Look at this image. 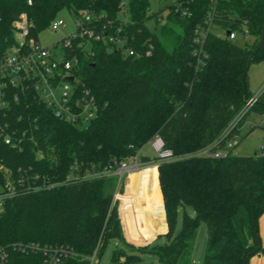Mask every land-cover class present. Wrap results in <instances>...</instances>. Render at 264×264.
Wrapping results in <instances>:
<instances>
[{"label":"trees","instance_id":"trees-1","mask_svg":"<svg viewBox=\"0 0 264 264\" xmlns=\"http://www.w3.org/2000/svg\"><path fill=\"white\" fill-rule=\"evenodd\" d=\"M187 2L192 17L179 19L170 6L165 16L180 27L178 33L166 24L159 26L161 13H150L149 0H0V56L15 44V24L23 17L27 38L36 40L63 10L76 16L89 12L97 30L105 25L109 35L125 40L135 52L126 56L98 43H92L89 58L74 51L80 85L96 107L95 118L85 128L54 118L30 97L19 105L26 120L23 128L35 129L36 142L24 143L22 154L0 142V161L9 167L32 165L59 185L5 202L1 245L66 248L74 256L63 264H89L86 258L94 251L100 256L115 242L109 264H137L146 255L156 257L158 264H193L196 233L203 223L202 264H248L250 257L264 253L257 227L264 213V157L234 156L239 139L226 158L161 161L157 172L146 168L129 176L121 207L126 239L145 245L167 231L147 246H132L123 237L118 203L110 191L113 176L68 179L103 171L113 158L137 155L155 136L175 156L214 142L217 149L224 148V141L219 142L222 132L250 98L247 66L264 61V0L219 3L215 30H225L226 36L244 33L251 42L239 47L212 32L199 59L193 55V32L210 0ZM149 21H154L153 29ZM254 106L264 114V93ZM34 151L42 158L37 160ZM140 161L152 160L141 156ZM39 263L38 257L13 254L8 264Z\"/></svg>","mask_w":264,"mask_h":264},{"label":"built area","instance_id":"built-area-1","mask_svg":"<svg viewBox=\"0 0 264 264\" xmlns=\"http://www.w3.org/2000/svg\"><path fill=\"white\" fill-rule=\"evenodd\" d=\"M187 1L189 0H174L170 5L172 14L183 20L192 17ZM223 1L210 0L202 23L194 28L193 55L198 59L203 55V44L207 36L215 30L217 6ZM28 4L30 5L31 2L28 1ZM76 17L74 31L54 42L50 48L40 45L37 39L27 38L28 24L23 17L15 24V44L0 56V142L17 154L24 152V143L36 142L35 129L23 128L26 120L18 111L19 105L29 97L48 110L54 118L79 128H85L95 118L96 107L93 97L80 85L81 81L77 76L79 59L75 50L89 58L92 55V43H98L106 46L108 51H120L126 56L135 55L134 50L126 45L125 40L109 35L105 25L97 30L95 17L89 12L83 11ZM48 29L62 30L65 29V24L61 19L55 18ZM237 35V32L231 31L226 37L232 41ZM239 35L243 38L247 37L244 33ZM146 55H149V50L146 51ZM262 91L246 101L228 123L219 138V142L224 141L223 149H217L218 142H214L195 152L175 156L171 150L164 147L162 140L155 136L148 145L154 153L156 162L195 157L226 158L238 144V136L234 131L240 127L242 119L251 107L257 104ZM262 117L264 118V114ZM34 154L37 160L42 158L40 151H34ZM259 156L264 157V154L260 153ZM145 165L147 164L139 160L138 154L124 160L113 158L109 168L103 171L71 175L68 179H91L115 175L120 182L125 175L139 172ZM58 185V182L49 179L32 165L9 167L0 161V214L6 201L26 194L52 190ZM13 254L38 257L39 264H63L67 258L74 256V253L66 248L42 247L35 243L0 244V264H8ZM96 256L94 251L86 258L89 264L95 262Z\"/></svg>","mask_w":264,"mask_h":264},{"label":"rangeland","instance_id":"rangeland-1","mask_svg":"<svg viewBox=\"0 0 264 264\" xmlns=\"http://www.w3.org/2000/svg\"><path fill=\"white\" fill-rule=\"evenodd\" d=\"M173 1L174 0H149L150 13H161L162 19L159 23V26L166 24L169 27H173L178 33H180L181 32L180 27H178L173 22L168 23L165 19V16L168 14V8ZM55 18L61 19L64 22L65 29L53 31L47 28L44 31L40 32L37 35V40L39 44L44 47L50 48L54 42H58L62 37H64L66 34L73 32L75 29L74 25L77 17L74 13L67 10H63L59 12ZM147 24L150 29H153L155 26L154 21H149ZM214 33L221 38L226 37L225 30H214ZM232 42L239 47H244L246 44H250L251 39L249 37L243 38V36L237 35L236 38L232 40ZM162 44H164L165 48H167L168 50L170 49L169 44L163 41ZM246 84H247V94L248 97L250 98L263 90L264 88L263 60L254 61L249 65L246 72ZM263 93L264 91H262V94ZM249 99H247V101ZM238 139H239V144L236 148H234L232 152L234 156L252 157L255 155H260V153L264 154V118L262 117L259 110H257L256 106L251 107L250 111L242 121L238 131ZM150 141L151 140L146 142V144H144V146L138 152L139 160L141 156H147L152 160L151 163L142 167L141 170L146 168H155L157 172L158 163L154 161L155 159L154 153L151 150L150 145H148ZM113 177L114 178L111 180L110 191L114 194V200L118 203L117 204L118 220L125 241L128 244H131L132 246L135 247L147 246L153 243L155 239L161 234L157 235L155 239H153L152 241H150L145 245L134 244L126 239L123 222L121 219V207L124 203L123 197L126 195V185L129 180V176L125 175L123 179L120 180V182L117 176L114 175ZM182 213L183 210L180 209L178 211V223L180 217L182 216ZM186 213L189 216H193L192 210L190 209H186ZM205 241H206V228L203 223H200L197 229L195 243H194V251L192 255L193 264H202L204 249H205ZM115 247H116L115 242L110 243L100 256L96 254L97 255L96 260L92 264H109L110 256ZM130 249L131 248L129 247L126 249V251L130 252ZM141 258L142 261L137 264H158L157 258L154 256L146 255V256H142Z\"/></svg>","mask_w":264,"mask_h":264},{"label":"crops","instance_id":"crops-1","mask_svg":"<svg viewBox=\"0 0 264 264\" xmlns=\"http://www.w3.org/2000/svg\"><path fill=\"white\" fill-rule=\"evenodd\" d=\"M257 227H258V237H259L260 244L262 247H264V213L258 218ZM165 233L161 235H164ZM248 264H264V253H259L257 255L250 257L248 260Z\"/></svg>","mask_w":264,"mask_h":264},{"label":"bare ground","instance_id":"bare-ground-1","mask_svg":"<svg viewBox=\"0 0 264 264\" xmlns=\"http://www.w3.org/2000/svg\"><path fill=\"white\" fill-rule=\"evenodd\" d=\"M136 173H138V172H136ZM136 173H133V174H136ZM133 174H130L129 176H131V175H133Z\"/></svg>","mask_w":264,"mask_h":264},{"label":"water","instance_id":"water-1","mask_svg":"<svg viewBox=\"0 0 264 264\" xmlns=\"http://www.w3.org/2000/svg\"><path fill=\"white\" fill-rule=\"evenodd\" d=\"M248 67H249V65L247 66V69H248ZM246 72H247V70H246ZM71 80V79H70ZM156 224V223H155Z\"/></svg>","mask_w":264,"mask_h":264}]
</instances>
